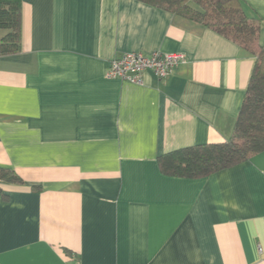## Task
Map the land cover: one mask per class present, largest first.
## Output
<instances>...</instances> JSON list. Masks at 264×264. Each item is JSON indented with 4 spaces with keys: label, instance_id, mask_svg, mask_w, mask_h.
I'll return each mask as SVG.
<instances>
[{
    "label": "crops",
    "instance_id": "obj_1",
    "mask_svg": "<svg viewBox=\"0 0 264 264\" xmlns=\"http://www.w3.org/2000/svg\"><path fill=\"white\" fill-rule=\"evenodd\" d=\"M260 22L264 0H241ZM0 56V264H264V151L199 179L159 158L228 141L254 55L137 0H22ZM186 61L143 85L105 78L124 53Z\"/></svg>",
    "mask_w": 264,
    "mask_h": 264
},
{
    "label": "trees",
    "instance_id": "obj_2",
    "mask_svg": "<svg viewBox=\"0 0 264 264\" xmlns=\"http://www.w3.org/2000/svg\"><path fill=\"white\" fill-rule=\"evenodd\" d=\"M137 1L198 22L256 58L232 137L224 143L197 145L163 155L159 158L162 172L179 178H205L264 151V48L260 44L259 20L247 16L241 0ZM21 15L22 0H0V56L21 50ZM0 181L23 182L15 171L2 167Z\"/></svg>",
    "mask_w": 264,
    "mask_h": 264
},
{
    "label": "built area",
    "instance_id": "obj_3",
    "mask_svg": "<svg viewBox=\"0 0 264 264\" xmlns=\"http://www.w3.org/2000/svg\"><path fill=\"white\" fill-rule=\"evenodd\" d=\"M186 61L181 54L155 52L150 56L141 53H124L110 61L105 73L108 80H120L134 85L144 84V75L153 73L163 80ZM81 264V263H77Z\"/></svg>",
    "mask_w": 264,
    "mask_h": 264
}]
</instances>
